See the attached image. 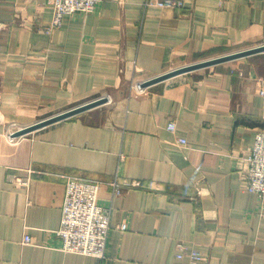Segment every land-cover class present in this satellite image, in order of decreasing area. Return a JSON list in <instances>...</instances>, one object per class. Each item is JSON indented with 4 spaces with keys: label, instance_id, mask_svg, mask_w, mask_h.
<instances>
[{
    "label": "crops",
    "instance_id": "crops-1",
    "mask_svg": "<svg viewBox=\"0 0 264 264\" xmlns=\"http://www.w3.org/2000/svg\"><path fill=\"white\" fill-rule=\"evenodd\" d=\"M146 1L105 0L48 33L51 0H0V264H186L179 246L208 258L202 264H264V200L242 182L264 131V53L137 93L174 70L262 47L264 0H182L172 12ZM101 98L14 136L50 110ZM29 171L28 187L11 182ZM73 177L104 183L103 259L60 250ZM115 180L144 186L115 195Z\"/></svg>",
    "mask_w": 264,
    "mask_h": 264
},
{
    "label": "built area",
    "instance_id": "built-area-1",
    "mask_svg": "<svg viewBox=\"0 0 264 264\" xmlns=\"http://www.w3.org/2000/svg\"><path fill=\"white\" fill-rule=\"evenodd\" d=\"M105 0H51L53 19L46 28L48 33L61 27L66 15L93 13ZM146 6H158L166 11L172 12L184 6L182 0H147ZM5 25L0 23V31ZM137 93L148 94V89L139 87ZM2 100L0 97V110ZM1 119V114H0ZM175 124L169 125V130L175 131ZM256 140L250 149L249 157L246 159L247 168L242 175L243 186L247 192L255 194L260 200H264V131L256 135ZM177 143L181 147L187 146V140L179 138ZM32 171L28 177L12 176L11 182L15 186L28 187L31 181ZM103 182L85 180L81 178H68L66 180V192L62 206L60 229L55 232L61 239L60 250L64 253H74L96 259L106 256L107 243L110 234V212L99 204V191ZM115 195L122 194L131 188H141L144 183L139 180L125 181L123 183L114 181L109 184ZM121 231L127 230L126 224L119 226ZM22 244L32 245L33 238L25 235ZM188 258L186 264H202L208 261L199 251L187 252L183 246H179L178 260Z\"/></svg>",
    "mask_w": 264,
    "mask_h": 264
},
{
    "label": "water",
    "instance_id": "water-1",
    "mask_svg": "<svg viewBox=\"0 0 264 264\" xmlns=\"http://www.w3.org/2000/svg\"><path fill=\"white\" fill-rule=\"evenodd\" d=\"M263 53H264V45L262 47L249 49L247 51L232 53V54H230L228 56H224L222 58H216L214 60H208L205 62H200V63L193 64L190 66H186L184 68L174 70L172 72H169L167 74H164V75L159 76L157 78H154L152 80L144 82L143 84H141V88L147 89V88H149L155 84H158V83L165 81V80H167L171 77H174V76L182 75V74L189 73V72L196 71V70L203 69V68H208V67L214 66L216 64L230 62L231 60H238V59H242V58H247V56H250V55L263 54ZM107 101L108 100L106 98H101V99L86 103L84 105L78 106L76 108L70 109L64 113H61L59 115L53 116L51 118L40 121V122L33 124L31 126H28L27 128H25V129L17 132L16 134H14V136L15 137H21V136L28 135V134H30L34 131H37L39 129H42L48 125L57 123L59 121L77 116L81 113H84L86 111L97 108V107L105 104Z\"/></svg>",
    "mask_w": 264,
    "mask_h": 264
},
{
    "label": "rangeland",
    "instance_id": "rangeland-1",
    "mask_svg": "<svg viewBox=\"0 0 264 264\" xmlns=\"http://www.w3.org/2000/svg\"><path fill=\"white\" fill-rule=\"evenodd\" d=\"M232 53H236V52H232ZM231 54V53H230ZM229 54V55H230ZM90 101H93V100H84V101H79V102H75L73 104H71L70 106L66 107V108H63V109H58V110H50L48 113H45L44 116H41L42 118H40L39 122L40 121H43V120H46L48 118H51L53 116H56V115H59L61 113H64L70 109H73V108H76L78 106H81V105H84L86 103H89ZM38 123V122H37ZM36 124V123H35ZM27 128V127H26ZM25 129V128H24ZM26 136V135H25ZM21 137H24V136H21Z\"/></svg>",
    "mask_w": 264,
    "mask_h": 264
}]
</instances>
